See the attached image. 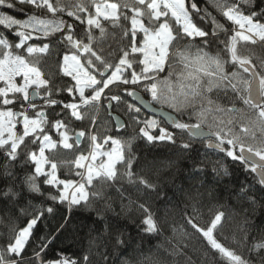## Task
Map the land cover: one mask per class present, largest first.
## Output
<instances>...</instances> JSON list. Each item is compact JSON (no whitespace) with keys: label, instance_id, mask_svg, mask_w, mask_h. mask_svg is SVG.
I'll use <instances>...</instances> for the list:
<instances>
[{"label":"snow or ice","instance_id":"snow-or-ice-1","mask_svg":"<svg viewBox=\"0 0 264 264\" xmlns=\"http://www.w3.org/2000/svg\"><path fill=\"white\" fill-rule=\"evenodd\" d=\"M17 4L30 7L26 19L0 15V25L17 38L0 35V204L12 221L0 243V264H127L120 254L129 247L131 236L121 220L134 222L128 214L133 207L140 216L139 230L159 234L161 220L149 199L153 194L160 196L161 182L158 176L134 170L132 146L137 139L176 145L177 132L162 127L155 118L138 115L141 107L124 98L127 95L144 104L136 88L161 108L167 106L187 117L186 121L171 120L185 153L196 139L206 140L209 149L224 152L254 173L260 197L244 187L240 194L253 215L264 210V60L257 71V65L241 51L247 45L264 44V4L214 0L229 28L196 0H0L6 8ZM195 17L213 26L212 37L227 34L226 39H219L215 54L209 47L213 43L209 31L198 26ZM108 36L118 37L115 60L108 58L111 52L104 54ZM56 47L62 51L53 52ZM52 55L62 59V75L70 78L63 87L46 78L39 66L41 59ZM61 93H67L70 100ZM233 101L245 107L237 108ZM122 104L135 135L123 139L91 131L102 107L112 111ZM86 117L90 121L86 130L73 135L69 119L84 121ZM126 127L128 122L117 118L116 129ZM62 150L73 158L56 159ZM211 163V173L218 179L230 175L222 164L217 166L218 161ZM204 164L193 165L197 175L190 179L205 175ZM61 169L66 172L63 178ZM125 182L145 199L129 200L115 212L107 191H119L117 185ZM57 206L69 213L91 210L103 223L89 249L76 259L63 254L49 258L46 252L55 234L65 228L67 217L57 222L53 232L36 234L38 225L47 227L46 221L63 215ZM224 215L218 211L206 227L194 218L187 224L227 264H264V231L253 236L247 226L241 227L239 243L245 245L247 254H239L215 235ZM20 216L28 217L23 227L15 224ZM188 247L184 243L173 254L183 256L185 264H195V251L192 255L184 251Z\"/></svg>","mask_w":264,"mask_h":264},{"label":"trees","instance_id":"trees-1","mask_svg":"<svg viewBox=\"0 0 264 264\" xmlns=\"http://www.w3.org/2000/svg\"><path fill=\"white\" fill-rule=\"evenodd\" d=\"M230 2H233V0H230ZM258 2L264 4V0H258ZM196 3L201 8L207 7L211 16L215 17L225 28L230 27V23L226 21L214 6V0L213 2L210 0H196ZM21 7L24 8V11L20 10ZM30 11L29 6H21L19 4L15 8L0 6V15H11L21 20L26 19V13H30ZM195 19L198 26L209 31V39L213 41L209 47L213 54H215L219 39H226L227 34L220 32L218 37H212L211 29L213 26L207 21H200L198 17H195ZM80 29H83V25L80 26ZM109 32H113V30L109 29ZM0 35L9 36L10 39H17L10 30L5 29L2 25H0ZM81 35H83V32H81ZM117 40L118 37L114 36L105 38L104 54L111 52L112 54L108 57L110 60L116 59L115 49L118 46ZM29 43L39 45L40 42L30 41ZM61 51L59 47L53 49V52ZM241 51L243 55L248 56L252 60L253 64L257 65V71H259L260 62L264 60V44L247 45L242 47ZM61 63L62 59L55 55L45 57L39 61V66L45 73L46 78L51 79L59 87H63L65 82L70 80L69 77L62 75ZM60 96L66 101L70 100L67 93H61ZM124 98L129 103H133L127 95ZM226 102L222 101V103ZM233 103H235L237 108L245 107L239 101H233ZM154 105L157 108H161L160 105ZM161 109L175 114L178 119L187 120V117L181 116L180 113L175 112L167 106ZM248 111L250 112L251 110ZM111 112L120 116L124 122H127L118 108H115ZM141 114L145 118H152L142 111ZM95 118L96 125L91 128V131L101 137L111 135L113 137L127 139L128 136L135 135L129 123L128 127L118 131L108 111L105 109L102 111L99 110ZM208 119L211 121V116ZM159 121L162 127L177 132L178 143L176 145L168 142L148 143L146 140L137 139L133 143L132 151L136 157L133 164L134 170L151 178L158 176L160 179L161 183L158 189L160 196L157 197L153 194L149 199V203L157 218L161 220V231L159 234H146L141 232L139 230L142 227L139 223L140 216L135 212L133 207V210L128 214L134 222L121 220V223L126 225V230L130 234L131 240L129 247L120 256H122L127 264H185L184 257L174 255L173 249L178 246L182 247L184 243H187L189 247L184 249V251L188 252L189 255H192L193 250L195 251V255H193L195 264H227L225 259L212 250L207 245V242L187 224L189 218H194V221L201 227H206L218 211L224 212L225 215L222 224L218 226L215 232L217 239L225 247L235 250L239 254H247L245 245L239 243L240 237L242 236L241 227L247 226L253 236L258 232L264 231V210L258 209L255 215H253L249 202L242 199L240 194V189L244 187L257 198L260 197L261 191L259 185L254 180L255 174L246 171L244 165L238 161H232L224 152L208 149L207 141L204 140L196 139L193 142L192 150L185 153L179 147V143L181 142L179 130L167 126L161 120ZM68 122L72 133L86 130L85 126L90 124L87 117L84 121L69 119ZM192 122L194 123L195 120ZM243 123L247 124L248 120L245 119ZM205 130L207 131L206 126ZM236 131L239 132V125H237ZM125 133L128 135H125ZM257 136H259V132H257ZM53 138L56 139L57 137L53 134ZM184 140H188L186 134ZM249 143L254 142L249 141ZM32 147L35 149V146ZM225 147L230 146L225 145ZM72 158V154L69 153L66 155L64 150L56 157V159ZM200 161H205V164L202 165L205 175L202 178L190 179V177L197 175L193 171V165L201 166ZM217 161L219 162L217 166L222 164L228 169L229 176L218 179L211 173V162ZM60 174L63 178L66 175L65 170L61 169ZM117 188L119 191L115 189H108L107 191V195L112 201L115 212H120L121 207L127 205L129 200L143 202L145 199L143 193L137 192L134 186L126 182L118 184ZM36 202L33 201V203ZM48 203L50 204L51 202L49 201ZM2 209L3 205L0 204V243L3 242L5 234L8 233L9 227L12 224V221L3 213ZM57 212L63 215H57L55 219L46 221L47 227L38 225L40 231L36 234L43 235L53 232L57 222L63 217H67L68 223L65 225V228L55 234V238L52 240L46 252L49 258L63 254L76 259L89 249L91 238L102 231L103 223L98 221L97 216L91 210L81 211L74 209L69 213L64 206H57ZM109 215L112 216L114 214ZM246 216L248 217L247 225H245ZM27 219L28 217L26 216H20L18 219H15L16 226L23 227ZM251 242L250 236L248 243L250 244Z\"/></svg>","mask_w":264,"mask_h":264},{"label":"water","instance_id":"water-1","mask_svg":"<svg viewBox=\"0 0 264 264\" xmlns=\"http://www.w3.org/2000/svg\"><path fill=\"white\" fill-rule=\"evenodd\" d=\"M137 93L143 98L144 104H141L140 102L133 100L131 97L130 98H131V100H132V102L134 104H136L137 106L141 107V111L144 114H146V115H148L150 117H153L155 119H159L162 122H164L167 126L172 127L171 120L172 119H178V117L175 114H173V113H171V112H169L167 110H164V109H161V108H157L145 96H143L139 92H137ZM37 103L39 104V103H41V101H37ZM109 114H110L111 118L113 119L115 127H116V123H117V118H119V122L125 123L120 116L112 113L111 111H109ZM120 130H122V129H120ZM120 130H118V131H120ZM197 140H201V139H197ZM204 141H206V140H204ZM210 150L217 151V150H214V149H210Z\"/></svg>","mask_w":264,"mask_h":264},{"label":"rangeland","instance_id":"rangeland-1","mask_svg":"<svg viewBox=\"0 0 264 264\" xmlns=\"http://www.w3.org/2000/svg\"><path fill=\"white\" fill-rule=\"evenodd\" d=\"M210 1L213 2V0H210ZM217 10H218V9H217ZM218 11H219V10H218ZM219 12H220V11H219ZM220 13H221V12H220ZM257 44H260V43H257ZM30 91H31V90H30ZM135 91H136V92H139L140 94H142L143 96H145L147 99H149V100L151 101V97H150L146 92H144L142 89H140V88H136ZM151 103L155 104V103L152 102V101H151ZM40 104H42V102H41ZM156 105H158V104H156ZM103 109H104V108L102 107V108L100 109V111H102ZM118 110H119L120 113L122 114L123 118L129 123L131 130H133V127H132L131 123L129 122V114H128L127 111H126V106L122 104L120 107H118ZM138 115H139L141 118H145L144 116H142L141 113H139ZM161 126H162V125H161ZM155 131H158V130H155ZM155 131L153 132V134L155 133ZM71 133H72V132H71ZM72 134L74 135L75 133L73 132ZM86 142H87V138H86L85 143H86Z\"/></svg>","mask_w":264,"mask_h":264},{"label":"flooded vegetation","instance_id":"flooded-vegetation-1","mask_svg":"<svg viewBox=\"0 0 264 264\" xmlns=\"http://www.w3.org/2000/svg\"><path fill=\"white\" fill-rule=\"evenodd\" d=\"M131 101H132V100H131ZM41 102H42V101H41ZM39 104H40V103H39ZM108 113H109V111H108ZM100 114H101V113H100ZM109 115H110V114H109ZM149 117H150V116H149ZM110 118H111V116H110ZM152 118H153V117H152ZM111 120H112V122H113V119H112V118H111ZM113 123H114V122H113ZM86 138H87V137L84 138L85 141H86ZM81 147H84V144H82Z\"/></svg>","mask_w":264,"mask_h":264}]
</instances>
